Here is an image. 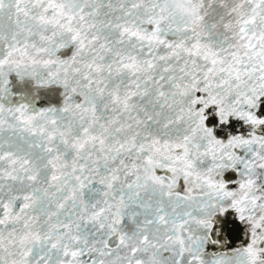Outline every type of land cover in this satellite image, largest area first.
<instances>
[{
	"label": "snow or ice",
	"instance_id": "obj_1",
	"mask_svg": "<svg viewBox=\"0 0 264 264\" xmlns=\"http://www.w3.org/2000/svg\"><path fill=\"white\" fill-rule=\"evenodd\" d=\"M0 264H264V0H0Z\"/></svg>",
	"mask_w": 264,
	"mask_h": 264
}]
</instances>
